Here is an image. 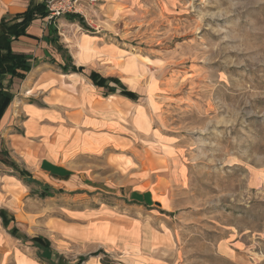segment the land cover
Segmentation results:
<instances>
[{"label": "rangeland", "instance_id": "obj_1", "mask_svg": "<svg viewBox=\"0 0 264 264\" xmlns=\"http://www.w3.org/2000/svg\"><path fill=\"white\" fill-rule=\"evenodd\" d=\"M95 1L85 21L103 13L138 76L139 138L129 126L111 166L85 175L101 187L48 200L47 214L144 216L156 237L142 264H264V0ZM138 170L150 205L130 197ZM47 243L33 261L125 264Z\"/></svg>", "mask_w": 264, "mask_h": 264}, {"label": "crops", "instance_id": "obj_2", "mask_svg": "<svg viewBox=\"0 0 264 264\" xmlns=\"http://www.w3.org/2000/svg\"><path fill=\"white\" fill-rule=\"evenodd\" d=\"M42 2L0 0V23L12 24ZM102 14H92L88 29L64 16L40 15L20 26L18 35L0 26V38L8 41L0 50V264H47L32 258V250L47 251V241L61 255L75 245L84 258L102 249L125 264L149 263L146 248L154 247L156 236L144 216H85L69 226L42 204L67 194L77 200L79 192L101 187L95 173L85 176L88 170L111 166L113 141H127L129 126L139 138L138 76ZM59 48L83 71L63 72ZM9 53L19 60L5 61ZM93 74L106 85L96 86ZM131 179L134 202H155L139 184V170Z\"/></svg>", "mask_w": 264, "mask_h": 264}, {"label": "trees", "instance_id": "obj_3", "mask_svg": "<svg viewBox=\"0 0 264 264\" xmlns=\"http://www.w3.org/2000/svg\"><path fill=\"white\" fill-rule=\"evenodd\" d=\"M46 1L44 0V2H42L41 4L35 6L34 8L29 9L26 13L22 14V15H17L13 21L12 24H10L9 22L6 21V19H3L0 23V26H3L5 28H7L11 33H13L14 35H18L20 34L22 31L19 29L20 26L22 25H27L30 22H32L36 16L40 15L41 17H49L50 13L47 9V5H46ZM64 17H66L68 20L72 21V22H77L80 23V25L85 28L88 29V26L86 25V21L83 17L79 16V15H74V14H66L64 15ZM19 19H22L21 23H17V21ZM56 18H53L51 20H54ZM56 40V38H54ZM8 46V41L6 37L0 38V50L3 49V47H7ZM59 51L62 53L63 58L65 59V65L63 67H61V70L63 72H82L83 68H77L73 62L72 59L69 57L68 53L66 51L63 50V48H59ZM8 59L10 60H19L18 57L13 56L11 53L7 54L6 57L4 58L5 61H7ZM91 79L93 81V83L96 86H105L107 83V80L104 78H99L96 74H93L91 76ZM116 81L117 80H113ZM3 101V97L0 93V104ZM45 195H49V194H44ZM46 247H48V243L46 242ZM86 260L85 259H81L80 262L78 264H84ZM101 264H122L119 262H115L114 260H111L108 256L105 255V258L101 260Z\"/></svg>", "mask_w": 264, "mask_h": 264}, {"label": "built area", "instance_id": "obj_4", "mask_svg": "<svg viewBox=\"0 0 264 264\" xmlns=\"http://www.w3.org/2000/svg\"><path fill=\"white\" fill-rule=\"evenodd\" d=\"M95 0H47L46 5L50 13L49 18H60L66 14H74L87 18L88 6L94 5Z\"/></svg>", "mask_w": 264, "mask_h": 264}]
</instances>
